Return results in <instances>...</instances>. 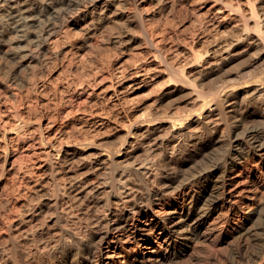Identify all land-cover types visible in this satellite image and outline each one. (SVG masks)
<instances>
[{"label":"bare ground","instance_id":"bare-ground-1","mask_svg":"<svg viewBox=\"0 0 264 264\" xmlns=\"http://www.w3.org/2000/svg\"><path fill=\"white\" fill-rule=\"evenodd\" d=\"M202 1L196 17L188 0H0V264H264V0ZM168 10L188 25L151 21ZM114 21L108 43L131 33L148 65L109 74L89 134L31 127L20 71L70 27L86 41ZM78 83L80 122L95 91Z\"/></svg>","mask_w":264,"mask_h":264},{"label":"rangeland","instance_id":"rangeland-1","mask_svg":"<svg viewBox=\"0 0 264 264\" xmlns=\"http://www.w3.org/2000/svg\"><path fill=\"white\" fill-rule=\"evenodd\" d=\"M188 1H189V3H190V1H191V3H193L192 5H189L191 9L193 7H194L193 8L194 10L197 9L196 12H194L195 13L194 15L198 16V14H199L198 7L200 6V4L203 1L198 0V1H201V2H198L196 0L195 1L193 0L195 3L192 0H188ZM196 2H198V3H196ZM145 6L147 8H149L150 5L146 4ZM151 9H152V7L149 8V11H151ZM196 13H198V14H196ZM162 15L151 18L152 19L151 21H153V23L155 22L158 24H162V23L164 24V23L169 22L168 24L172 23L173 28L175 27L174 25L177 24L175 27L177 29L184 28L185 26L188 25V24L187 25L184 24L185 26L182 27L181 22L179 24V20H177L176 17L171 19L170 17L173 16L174 14L172 12L170 13L169 10L163 12ZM170 21H172V22L170 23ZM173 22L174 23L176 22V23L174 24ZM115 23H117V22H115V21L110 22L109 27L104 26V27H102V29L100 28L101 30H99L93 38H89L88 40H86L88 42L85 41L87 36H85V34H84L85 32L83 31V29H81L84 24H80L77 26L70 27L71 30L69 29L70 31H67L68 32L67 34L65 33L66 36L63 35V36L59 37L50 45V49H49L48 53L46 54L45 58L41 60V62L40 61L34 62L33 67L31 65L26 66L24 69H22L23 71H20L21 74L19 73V81L22 82L21 84H23V83L26 84L25 85L26 89H27V87L29 88L28 83L34 82V80H36L35 82H37L38 84H41V82H43L45 85L43 90H40V91H34L32 89H30V91L27 89V91H26L25 86L23 89H20V90L18 89V91H17L18 92L17 101H16L17 108H19V109L22 108L21 110H23L25 117L28 120H30V122H31V125H30L31 127H36L38 123L39 124H45L46 122L51 121L56 126H61L64 129L68 128L67 129L68 133L71 130L70 131L71 134H68V135H70V137L72 136L74 138L75 137L77 138V137H82L84 134H87V133L89 134L91 129H92L91 125L93 126L92 123L96 119L95 113L101 114L102 113V109H101L102 105L104 106V104H105V102L103 101L102 98L96 99L95 95H97V92H99V90H103L101 87L104 86V88H105L107 86L106 84H109V78H107L109 76V74L114 73L115 70H117L119 67H122L125 70H128L136 62L138 63V61H142V62L145 61L144 63L148 65V63H147L149 61L148 52L150 51V49L145 47V45H140L138 47L134 46L135 48L132 47L133 48L132 49L129 46V44H127L131 40V36H130L131 33L130 34L127 33V35L123 39L124 40L123 42H125L126 46H123V47L121 46L122 48L119 47L120 45L118 46V45H113V44L108 43V39H107L108 36L114 35V33L118 30L119 26L118 27L116 26V25H118V23L117 24H115ZM114 24H115V26H114ZM177 26H179V27H177ZM135 33H137L136 30H135V32L132 33V35H133L132 37H135L137 35ZM128 38L130 39L129 41H128ZM125 39H127V40H125ZM95 42L96 43L100 42L102 44V47L100 49L94 47L93 44H96ZM114 46H116V47H114ZM129 48H131L132 50H130ZM21 76H23V77H21ZM105 76L107 79L105 78ZM101 77H103V79H101ZM104 78H105V80H104ZM31 79H32V81H31ZM25 80H26V82H25ZM96 80L101 81L100 83L98 81V84H100V85L95 83ZM81 81H82V83L85 82L83 84L85 86V88L83 90H81V91H83V93H82L83 99L85 98L84 96L87 97L88 91L91 92V88L93 86H94L93 87L94 89L92 92L95 91L96 93L94 92V96L93 95L90 96L91 99H89V100L94 101V99H95V101L94 102L88 101V103H89L88 107L89 108L86 106L85 107L86 110L84 112L86 115L85 116L86 119L81 120L80 121L81 123H80L79 121L74 120V118L76 119V114L72 113V114H70V116H68L69 114L66 112L67 111L66 109L69 107L71 108L72 105L75 103L73 98H74V96H76L75 93H76V91H77L76 89L78 87L77 83L81 82ZM86 84L90 88L88 86H86ZM5 87H6V85H4V84L0 85V94L3 95V92L6 89ZM73 89H75V90L73 91ZM31 90H32V92H31ZM19 92H20V94H19ZM146 93H147L146 91H142V90L137 91L132 95L133 96V97H131L132 101L129 100L128 103H126L125 109L128 112H126L125 114H127L126 117L128 119L135 118V116L137 117L142 112L143 107H144V105L148 99L146 97ZM99 97H101V96H99ZM101 103H102V105H101ZM10 105L11 104H9V102H8V106H10ZM91 106H93V108ZM96 106L98 107V109ZM110 107H112L113 109H116L118 107V105L117 106L110 105ZM90 108H92V109L89 111ZM113 109L109 110L110 111V112L108 111L109 113L108 112H106V113H108V114L111 113L110 115L114 116V114L116 112ZM91 111H92V113H91ZM96 111H98V112H96ZM86 112H88L90 115ZM93 112H95V113L93 116H91V114H93ZM125 114L124 115L121 114L122 115V121H125V119H126ZM66 115L68 116L67 118L64 117ZM59 118L60 119L62 118L63 120H61V122H60ZM50 119H52V120H50ZM53 120H55V121H53ZM91 120L93 122H91ZM58 122H60V123H58ZM79 123H80V125H79ZM77 125H78V127H80V126L81 127L77 128V130H76L75 127ZM84 125H85V127H84ZM69 127H71V128H69ZM81 128H84V129H81ZM89 128H91V129H89ZM79 129H81V130H79ZM107 130H109V128L101 130V132L107 131ZM76 131L78 134L76 133ZM83 131H84V133H83ZM85 132H87V133H85ZM75 133H76V135L73 136V134H75ZM81 134H83V135H81ZM1 135H2V132L0 130V150L3 148V142L1 139ZM208 158L210 159L211 156ZM208 158L204 160L205 163H203V165L206 164V162H208V160H209ZM250 225L251 224L248 223L247 227H249ZM259 226L260 225H256V228H258ZM230 247H231V245L228 246V249H230Z\"/></svg>","mask_w":264,"mask_h":264}]
</instances>
